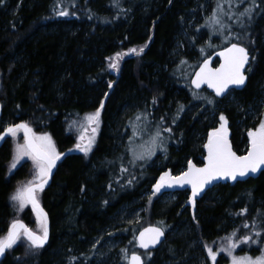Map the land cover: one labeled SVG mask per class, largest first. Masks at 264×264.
<instances>
[{
  "label": "trees",
  "instance_id": "trees-1",
  "mask_svg": "<svg viewBox=\"0 0 264 264\" xmlns=\"http://www.w3.org/2000/svg\"><path fill=\"white\" fill-rule=\"evenodd\" d=\"M201 1L0 0L1 124L6 120L10 124L26 122L36 136H50L55 152L60 154L51 182L37 194L49 214V242L42 248L29 249L30 242L22 235L0 264H94L86 243L108 225L116 207L138 195L141 185L156 179L154 169L143 165L144 158L138 159L128 152L129 136L112 154L116 143L111 131L123 120L129 133L134 123L147 126L155 136L159 132L158 137L167 146L164 158L173 166L179 164L183 152L194 156L196 164L203 163V158H198L191 148L190 130L201 128L199 122L196 117L178 111L197 99L194 93L198 90L190 85L194 70L188 75V68L195 69L202 59L199 57L195 66L186 69L184 63L191 64L189 59L178 67L172 66V49L178 33L188 25L189 16L198 13L195 9ZM232 1L235 2L234 13L229 18L232 28L228 26L223 31L218 24L215 28L206 26L207 43L192 41L196 49L187 53V57L201 53L200 46L208 48L206 55L213 52L212 44L218 40L221 47L227 41H235L253 50L249 81L243 89L234 91L246 106L259 97L256 82L264 78V0ZM245 8L253 9L251 17L240 16ZM215 11L219 12L217 8ZM228 31L231 36L225 34ZM141 48L143 52L139 51ZM117 53L121 54L117 67L111 68L109 65ZM205 98L203 107L210 105L211 98L218 99L210 93ZM176 99L178 108H173ZM133 106L132 111L120 116L123 109ZM97 109H100L98 123H89L87 116ZM225 112L231 140L239 151L241 134L236 120L241 113L234 116V108ZM19 134V137L9 134L0 145V237L6 236L10 221L18 212L23 213V219L34 230L42 231L30 206L26 204L18 209L16 200L12 199L19 183L37 176L36 166L27 156L15 168L11 167L18 145L16 137L19 145L24 144L22 132ZM89 141L91 147L87 153L76 147L86 146ZM180 141L183 149L175 150L172 142ZM120 155L124 157L118 158ZM216 186L219 197L198 201L199 216L193 225L205 245L218 253L217 264H222L230 258L226 252L219 251L229 244L225 238L233 233L236 234L233 242L245 236H252L253 240L263 238L264 170L245 181ZM158 196L150 198L144 212L146 217L138 230L160 222L156 212ZM176 209L177 206L170 210L165 218L167 222L175 221L177 217L171 215ZM186 209H180L181 215ZM136 231L125 234L126 238L132 237L131 250L138 249ZM257 231L260 237L255 236ZM166 242V256L178 259L176 242L168 238ZM238 246L232 256L245 252L244 246L251 247L248 251L256 249L252 242ZM155 252H143L146 264L150 259L160 262Z\"/></svg>",
  "mask_w": 264,
  "mask_h": 264
},
{
  "label": "rangeland",
  "instance_id": "rangeland-1",
  "mask_svg": "<svg viewBox=\"0 0 264 264\" xmlns=\"http://www.w3.org/2000/svg\"><path fill=\"white\" fill-rule=\"evenodd\" d=\"M20 2L21 1H19V3L17 4L18 8L21 5ZM212 3L216 8L218 4L221 5L222 10L217 8L219 12H216V8L214 9L213 6L211 7V5H213ZM225 3L226 4H224V0H203L201 1V3H199V5H196L195 11H198V13L196 12L193 15L189 16L188 25L180 29L175 46L172 49V66L174 68L180 66L182 64L181 62H185L186 59H189L188 61L191 62V64L184 63L185 69L188 66H195L196 61H199L197 60L199 57L203 59L206 56L205 52H207L208 48L202 46H200L201 53L199 54L191 53L188 58L187 53L193 52V50L196 49L193 46L192 41L194 42L195 40H199V42L207 43L208 34H206V26H213L215 28L216 23H213L211 19L214 15H216L220 19L221 24L232 28V20L229 21V18L232 16V13H234L232 5H234L235 2L232 0H228V2ZM218 25L221 27L220 24ZM222 30H226V27ZM225 34H227V36H231L232 33L228 31ZM219 42L221 41L218 40L216 44H212L214 46H212L211 48H218ZM191 68H188L190 69L188 71V75L194 70L193 68ZM251 71L252 68L250 67L249 73H251ZM256 86L257 89L259 87L260 95L257 99H253V101L246 106H244L243 103L239 101V98L236 96L234 91H231L223 99V101L211 98L212 103L205 107H203V104L206 101L204 98L208 93L206 91H196L194 93V97L198 100L195 99V102L188 105L186 108L184 107L179 109L177 107L179 103L178 99H176V101L172 103L173 108H178V111L182 110V115L185 113L190 115L192 118L196 117L197 121L199 122L201 128L193 127V129L190 130V134L193 139L191 148H194V153L198 158H204L206 145L208 144L209 140V134L214 130L220 129L222 124H224V127L227 130V137H231L232 131L230 128L229 117L225 110L233 108L234 116H237L236 114L241 113V117H238L236 120L237 124H239L238 126L240 128L241 134L239 139V143L241 144L239 147V153L243 154L247 152L248 148L251 146L248 132L250 130L257 129L261 122H264V78L263 80L261 79L260 82H256ZM134 108L135 107L133 106L123 109L120 116L122 117L124 112L132 111ZM221 116L225 118L223 121L220 119ZM124 121L125 120H123V123L120 122L116 124L117 126L114 127L111 131L115 137L114 141L116 143L115 149H113L112 154L116 153V149L118 150L124 143L125 137L129 136L127 138L128 152L134 154L132 156H135L137 158L143 156V165H147V167H151L154 169V173H156V179L153 182L151 181L152 183L148 182L141 185L138 189V195L130 199L128 202L126 201L116 207L110 214L108 225L103 227L99 231L98 235H94V237L86 243V250L90 252L94 264H128L129 255L132 252L129 242L132 237L128 236V238H126L125 234H129V232H133L135 230L138 231V226L141 225V222L146 217L144 212H146L147 204L150 198L153 197L154 186L159 181L161 175L165 172L170 173L172 176L178 175L188 168L189 161H191L192 164L195 163L194 156L187 152H183L181 154L182 157L179 160V164L177 166H173L171 161H167L164 158L167 146L164 142L162 143L160 137L153 135V133L150 132V128H148L147 126L141 127L139 125H136L135 123L131 126L132 130L129 133V130L123 126V124L125 123ZM205 121L207 122V126L204 128ZM10 123V121L6 120L1 125L2 127H6ZM20 131L21 130H19V132ZM19 132H17L15 136L19 137ZM18 137H16V140L18 144H20ZM172 145L175 146V150L179 151L182 150L184 146L182 144V141H180V143L172 142ZM121 156L122 155H120L118 158H120ZM27 157L31 159L30 156ZM27 157L25 156L23 158ZM131 160L133 163V158H131L130 161ZM139 161L141 160H138V162ZM34 177L35 174L33 170L32 178ZM29 181H32L31 178L19 183L17 189L22 188ZM155 194L159 195L156 201V212L160 221L158 225H162L168 231V240L176 242L175 244L178 245L180 254L178 252V259H169L166 256V242L158 250H156L154 254L156 257H159L160 262L157 263L156 259H150L147 264H214V262L208 255V247H205L206 245L203 241V238L199 233L197 227H194L193 221L199 216L197 207V203L199 200H214L215 198L219 197V189L217 188V186H214L212 189L202 195H197L195 198H193L192 193L189 190L176 192L170 187H165L161 189L160 192ZM15 205L18 209H21L19 206V201H16ZM175 206H177L178 209H176L171 216L174 219L175 217L177 218L174 222H167L165 218L170 210H172V208H174ZM180 209H186L185 214L181 215L182 213ZM31 211L33 213L32 209ZM17 220H24L23 213L20 214L18 212V216L10 221V225L13 221ZM231 224L234 225L235 223L233 222ZM230 227L231 226L227 228V232L230 230ZM137 231L135 234L136 236ZM227 232L223 233L221 236H224ZM241 237H243V235H241ZM256 240L258 242L253 243L255 246L254 248H256L255 250L248 251L249 249H251V247L244 246L245 249L243 251L245 252H242L238 255L234 254V256L238 258L247 256L253 259L260 257L262 255V252H264V235L263 238ZM237 248H239V246H237ZM218 257L219 256H217L216 260L218 259ZM215 263L217 264V261H215ZM222 264H232V257L230 256V258L226 259L225 262L223 260Z\"/></svg>",
  "mask_w": 264,
  "mask_h": 264
},
{
  "label": "snow or ice",
  "instance_id": "snow-or-ice-1",
  "mask_svg": "<svg viewBox=\"0 0 264 264\" xmlns=\"http://www.w3.org/2000/svg\"><path fill=\"white\" fill-rule=\"evenodd\" d=\"M217 8L222 10V6L219 4L217 5ZM252 12V8H245L244 12L240 13V16L247 15L251 17ZM59 14L67 15L66 12H60ZM211 19L213 23L220 24L221 29L228 27L221 24L220 19L216 15ZM136 51V49H132V52ZM139 51L143 52V48ZM221 55L225 57V63L222 64L219 69L213 70L209 68L208 61L205 60L204 64L200 67V71L195 74L196 79L192 81L197 88H199L202 83H207L210 88L215 90L217 96L225 93V90L229 88V85L240 86L245 83L246 77L244 75V69L245 65L249 62L247 50L238 44H232L231 47L226 48ZM120 56L121 54L117 53L109 67L116 68V61L119 60ZM208 103H212V101H208ZM102 108L103 102H101V109ZM99 116L100 109H97L95 113L87 116V120L89 123H98ZM220 119L223 121L225 118L221 116ZM21 129H23L25 133V143L16 146L11 167L15 168L16 163L20 159L25 156H30L36 166L37 176L34 180L29 181L25 186L18 189L12 199L19 201L21 209H23L26 204L30 203L34 210H38L42 234L33 232L18 220L13 221L9 227L7 235L5 237H0V254H3L7 249H11L13 245L21 239L22 235L30 242L28 245L29 249L42 248L48 240L47 214L43 213L42 209H39L36 193L39 190H43L44 185L47 183V178L50 175L52 168L55 166L56 160L60 158V154L55 152V147L50 136L47 134L36 136L32 133V129L26 123L9 126L5 129V133L15 136ZM167 131H170V129H167ZM93 132H95V129H93ZM159 135L160 133L157 132L156 136L158 137ZM248 135L251 141V149L246 156H237L236 153L231 150V146L227 140V130L224 127V124H222L220 129L214 130L209 134L208 144L206 145L209 152L207 165L203 168H197L191 161H189L188 170L179 176H172L170 173L165 172L161 175L159 181L154 186L153 195L160 192L161 189L165 187L191 184L192 196L195 198L205 185L209 184L217 177H231V179L236 180L237 176L243 177L250 172L255 173L261 165H264V122H261L257 129L250 130ZM80 139L83 140V136H81ZM76 147L87 153L90 150L91 141H89L86 146L77 144ZM139 158L143 159V156ZM123 170L127 171L126 169ZM129 183H131V181H129ZM244 227L247 228L248 225L245 224ZM163 235L164 231L160 227L145 229L140 233L138 238L139 246L147 249L150 245L158 243ZM235 235L236 234L233 233L231 236L225 238L229 241V244L227 247L219 249V251L226 252L231 256L232 264H264V252H262L260 257L255 259L247 256L242 258L232 256V252L236 249L239 243L246 244L249 242H258L257 240H253L252 236H245L238 242H233V237ZM260 235L261 233L259 231L255 232L256 237H260ZM205 247H207V245ZM207 251L209 257L215 264L218 253L214 252L212 248H207ZM129 264H143V262L139 255L133 253L129 258Z\"/></svg>",
  "mask_w": 264,
  "mask_h": 264
},
{
  "label": "water",
  "instance_id": "water-1",
  "mask_svg": "<svg viewBox=\"0 0 264 264\" xmlns=\"http://www.w3.org/2000/svg\"><path fill=\"white\" fill-rule=\"evenodd\" d=\"M232 44H238L239 46L244 47V48L247 50V52H248V55H249V62H248V64L245 65V69H244V75H245V77H246L245 83H244L243 85H240V86L229 85V88L225 90V93H222V94L219 95V96L216 95L215 90H214L213 88H210V87L208 86L207 83H202L201 86H200L199 88H197V87L195 86V84L192 83V81H193L194 79H196V75H195V74H196L197 72L200 71V67L204 64V61H205V60L208 61V67H209V68H211V69H213V70H215V69H219V68L221 67V65L225 63V57H224L223 55H221V53H223V52L225 51L226 48L231 47ZM251 57H252L251 52H250V50H249L247 47H245L244 45H242V44H240V43L233 42V43H231L230 45H228L227 47H225V48H223V49H220V50L214 52L213 54H211L210 56L206 57V58H205V59L199 64V66L197 67V69L194 71V73H193V75H192V77H191V80H190V84H191V86H192L193 88H195V89H205V90H207V91L212 92L213 94H215V96H216L217 98H220V99H221V98H224V97L228 94V92H229L230 90H241V89H243V88L247 85V83H248V81H249L248 68H249V66H250V64H251ZM217 59L219 60V62H218L217 65H215V60H217ZM2 115H3V105H2L1 97H0V119H1ZM21 123H24V122H19L18 124H21ZM14 125H17V124H12V125H10V126H14ZM8 127H9V126H8ZM6 128H7V127H6ZM6 128H5V129H6ZM5 129H3V131L0 133V137H3V138H0V145L2 144L3 140H4V139L6 138V136L8 135V134L5 133ZM21 131H22L23 135L25 136L24 130L21 129ZM32 133H33V131H32ZM227 140H228V142H229V144H230V146H231V150H232L233 152H235L237 156H246V155L248 154V151L251 149V146H250L249 149H248V151H247L246 153L241 154V153H239V152L234 148V144H233V142H232L231 140H229L228 138H227ZM208 155H209L208 148H206L205 157H204V163H203V164H200V165H199V164H194V165H195L197 168H203V167H205V166L207 165V163H208V159H207ZM59 161H60V158H59L58 160H56V162H55V166L52 168L51 173H50V175H49L48 178H47V183L44 185V187L47 186V185L51 182V180H52V178H53V175H54V173H55V171H56V169H57V167H58ZM187 170H188V169H187ZM187 170H185V171H183V172H186ZM263 170H264V165H261V166L257 169V171H256L255 173H251V172H250V173H248L246 176H243V177L237 176V179H236V180L231 179V177H224V176L217 177L216 179L212 180L209 184L205 185L204 188L198 193V195L205 193L206 191H208L209 189H211L212 187H214V186H215L216 184H218V183H225V182H228V183H237L238 181H245V180H247V179L250 178V177H255V176L260 175L261 172H262ZM183 172H182V173H183ZM182 173H180V174H178V175H174V176H179V175H181ZM44 187H43V188H44ZM171 188H173V189H175V190H182V189L185 188V189H190V190L192 191V186H191V184H184V185H182V186H181V185H174V186H172ZM39 191H41V190H39ZM39 191H37V193H36V199H37L38 204H39V209H42V210H43V213H46V214H47L48 240H47L46 243L44 244V245H46V244L49 242V239H50V230H51L50 227H51V225H50L49 214H48L47 210L44 208L43 204L40 202V200H39V198H38V195H37V194H38ZM28 205H29L30 208L33 210L34 216H35V218L37 219V221L39 222L38 210H34V209H33V206H32L30 203H28ZM18 221L22 222L25 226H27L28 229H31L33 232H36L37 234H42V231H41V232H39V231H35V230L30 226V224L27 223L26 221H24V220H18ZM39 223H40V222H39ZM152 227H160V228L164 231V235L160 238L159 242L156 243L155 245H150L149 248H147V249H145V248H141V247L139 246V239H138L139 236H140V233L143 232L145 229L152 228ZM167 236H168V235H167V231H166L162 226H159V225H156V224H149V225H146V226H144L143 228H141V229L139 230L138 234H137V242H138V246H139V248H140L141 250H145V251H146V250H157V249H159V247L163 244V242L166 240ZM7 250H8V249H7ZM7 250H5V252H4L3 254H0V261H1V259L4 257V255H5V253L7 252ZM133 253H135L136 255H139V256L141 257V259H142L143 264H145L144 257H143V255H142L140 252H137V251L132 252V253L130 254L129 258L131 257V255H132ZM128 264H129V261H128Z\"/></svg>",
  "mask_w": 264,
  "mask_h": 264
},
{
  "label": "bare ground",
  "instance_id": "bare-ground-1",
  "mask_svg": "<svg viewBox=\"0 0 264 264\" xmlns=\"http://www.w3.org/2000/svg\"><path fill=\"white\" fill-rule=\"evenodd\" d=\"M18 123H19V122H18ZM18 123H16V124H18ZM24 123H26V122H24ZM26 124H27V123H26ZM187 169H188V168H187ZM187 169H186V170H187ZM53 176H54V175H53ZM171 189L174 190V191H176V192L183 191V190H189V191L192 193V191H191L190 189H185V188L182 189V190H175V189H173V188H171ZM206 192H207V191H206ZM206 192H205V193H206ZM24 221H25V220H24ZM156 225H158V224H156ZM159 226H161V225H159ZM162 227H163V226H162ZM163 228H164V227H163ZM50 229H51V228H50ZM50 234H51V230H50ZM167 235H168V233H167ZM136 238H137V236H136ZM167 238H168V236H167ZM167 238H166V240H167ZM166 240L163 242V244L166 242ZM163 244H162V245H163ZM162 245H161V246H162ZM161 246H160V247H161ZM160 247H159V248H160Z\"/></svg>",
  "mask_w": 264,
  "mask_h": 264
},
{
  "label": "flooded vegetation",
  "instance_id": "flooded-vegetation-1",
  "mask_svg": "<svg viewBox=\"0 0 264 264\" xmlns=\"http://www.w3.org/2000/svg\"><path fill=\"white\" fill-rule=\"evenodd\" d=\"M226 47V46H225Z\"/></svg>",
  "mask_w": 264,
  "mask_h": 264
}]
</instances>
